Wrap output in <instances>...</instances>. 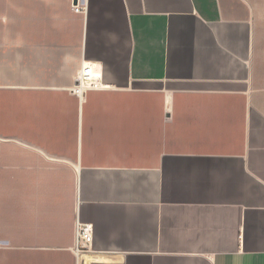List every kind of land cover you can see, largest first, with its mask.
I'll use <instances>...</instances> for the list:
<instances>
[{
    "label": "crops",
    "instance_id": "0c3cea01",
    "mask_svg": "<svg viewBox=\"0 0 264 264\" xmlns=\"http://www.w3.org/2000/svg\"><path fill=\"white\" fill-rule=\"evenodd\" d=\"M0 264H264V0H0Z\"/></svg>",
    "mask_w": 264,
    "mask_h": 264
},
{
    "label": "built area",
    "instance_id": "2783aa9c",
    "mask_svg": "<svg viewBox=\"0 0 264 264\" xmlns=\"http://www.w3.org/2000/svg\"><path fill=\"white\" fill-rule=\"evenodd\" d=\"M73 9L75 12H81L82 10L78 3L73 5ZM99 78L100 74L93 66H85L78 74V84L74 85L71 90L73 93L80 95L88 88L99 87ZM77 232L78 242L83 240L85 242H90L92 240L93 226L89 223H79Z\"/></svg>",
    "mask_w": 264,
    "mask_h": 264
}]
</instances>
